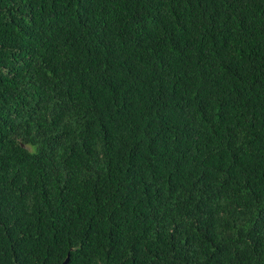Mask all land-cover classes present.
<instances>
[{
    "label": "trees",
    "instance_id": "obj_1",
    "mask_svg": "<svg viewBox=\"0 0 264 264\" xmlns=\"http://www.w3.org/2000/svg\"><path fill=\"white\" fill-rule=\"evenodd\" d=\"M264 264V0H0V264Z\"/></svg>",
    "mask_w": 264,
    "mask_h": 264
},
{
    "label": "water",
    "instance_id": "obj_2",
    "mask_svg": "<svg viewBox=\"0 0 264 264\" xmlns=\"http://www.w3.org/2000/svg\"><path fill=\"white\" fill-rule=\"evenodd\" d=\"M62 264H68V258Z\"/></svg>",
    "mask_w": 264,
    "mask_h": 264
}]
</instances>
